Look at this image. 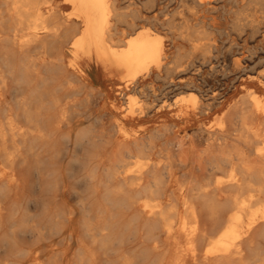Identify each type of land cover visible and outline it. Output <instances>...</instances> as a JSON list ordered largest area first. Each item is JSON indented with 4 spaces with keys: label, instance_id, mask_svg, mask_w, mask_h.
<instances>
[{
    "label": "bare ground",
    "instance_id": "bare-ground-1",
    "mask_svg": "<svg viewBox=\"0 0 264 264\" xmlns=\"http://www.w3.org/2000/svg\"><path fill=\"white\" fill-rule=\"evenodd\" d=\"M0 3L3 4L0 6V42L5 43V49H0V63L15 80L12 91L18 96L15 105L2 107L0 116L1 218L5 214V202L18 197L27 184L26 173L18 167L20 141L41 136L45 123L54 121L55 125H61L65 121L71 104L67 96L74 90L66 71L77 73L81 62L100 66L119 74L122 87L128 90L139 76L162 66L166 49L161 35L145 27L126 37L124 46H118L124 30L117 26L120 14L116 0H62L61 6L70 8L66 14L59 11L57 0H0ZM31 47H36L40 56L36 61L20 63V56ZM65 55L70 57L67 63ZM41 64L49 72L47 79L56 68L63 67V71L59 70L60 81L50 83L42 78L37 67ZM235 64L239 65V61ZM6 77L0 73V104L5 102L10 88ZM56 89L60 93H56ZM191 93L166 105L178 108L176 121L183 123V129H191L197 122L196 129L207 135L203 153L209 158V169L199 164V176L180 180L169 168L166 180L149 181L144 175V167L149 164V156L145 159L143 155L147 149L143 152L141 148L144 162L135 158L134 152L117 159L112 174L117 196L105 198L118 208L116 228L119 224L122 233L117 236V229L112 231L104 220L97 230L100 239L88 248V254L81 253L76 259L54 264H264V101L250 90L206 124L201 120L209 116L211 107L199 101L196 93ZM133 100L131 98L126 106L125 119L142 112L133 105ZM236 112L241 115L237 122H232L230 117ZM5 182L13 190L10 195L2 187ZM105 192L108 195L109 191ZM127 240L134 250L125 246ZM42 253L38 250L30 253V264H45Z\"/></svg>",
    "mask_w": 264,
    "mask_h": 264
},
{
    "label": "rangeland",
    "instance_id": "rangeland-1",
    "mask_svg": "<svg viewBox=\"0 0 264 264\" xmlns=\"http://www.w3.org/2000/svg\"><path fill=\"white\" fill-rule=\"evenodd\" d=\"M179 1L116 0L120 14L117 26L124 30L118 46H124L122 43L126 37L144 27L161 35L165 42L163 67L139 76L130 89L122 87L119 74L100 66L81 62L77 73L66 71L74 88L67 96L71 101L68 117L61 125H55L54 121L45 123L41 135L45 137L20 141L22 149L18 167L26 173L27 184L18 197L5 202V214L0 218V264H30L29 254L36 250L43 252L45 264L71 261L78 254H88V248L99 241L97 230L104 220L115 232L118 208L106 198L117 196L112 174L116 160L128 156L129 152H134L135 158H140L141 162L149 156V164L144 167L145 178L149 181L155 178L166 180L169 170H173L174 177L181 180L186 176H199V164L209 169V158L203 153L207 135L196 129L197 122L191 129L182 128L183 123L176 121L178 108L166 105L174 99L196 93L199 101L211 107L209 116L201 120L206 124L214 121L250 90L264 101V0ZM61 3L62 0H57L59 11L68 13L70 8L62 7ZM4 46L5 43L0 42V49H5ZM64 49L67 50V47ZM39 56V50L31 47L20 56L19 61L26 64L32 59L36 61ZM67 59L70 57L65 55L66 63ZM232 60H235L234 63ZM236 61L239 65L235 64ZM37 67L41 77L47 79L49 72L45 65ZM63 69L56 68L47 80L50 83L60 81L59 70ZM0 73L7 76L10 86L5 102L0 104L1 116L2 107L15 105L18 96L12 91L15 80L1 63ZM32 81L35 79L32 78ZM55 91L60 93L58 89ZM131 98L135 100L133 105L142 112L125 119L126 106ZM240 115L241 112L233 113L230 120L237 122ZM146 149L147 154H143ZM2 187L9 195L13 193L6 182ZM105 191H109L108 195ZM73 194L76 196L73 197ZM115 233L117 236L122 233L119 224ZM129 241L125 242V246L134 250ZM81 243L84 247L80 246Z\"/></svg>",
    "mask_w": 264,
    "mask_h": 264
}]
</instances>
